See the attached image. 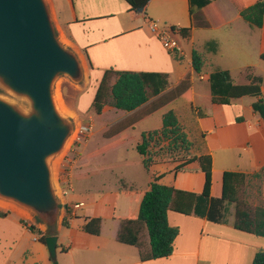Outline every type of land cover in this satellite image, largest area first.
Returning <instances> with one entry per match:
<instances>
[{"label": "crops", "instance_id": "1", "mask_svg": "<svg viewBox=\"0 0 264 264\" xmlns=\"http://www.w3.org/2000/svg\"><path fill=\"white\" fill-rule=\"evenodd\" d=\"M45 1L48 2L47 4L51 9L55 22L65 35L67 43L73 52H75L80 62L83 75L85 69L90 79L95 69L99 70L102 75L104 71L108 69L132 72H155L168 75L167 71L175 68L176 62L185 59L186 55L183 54V52L182 55L173 54L174 56L172 57L176 61L173 64L170 59L171 53L166 52L158 40L146 32L145 29H148L149 20L157 21L165 26L169 25V27L179 25L178 22H181L178 29L187 28L183 27L185 22L188 27L192 24L189 38L184 39L190 40L191 42L193 41V33L197 28H207L203 26L204 21L207 19L205 9L197 12L194 11L191 19L189 14V0H151L147 4L145 11L141 14L130 11L125 0ZM241 1L247 8L255 4L258 0ZM210 2L223 21V25L220 27L228 26L232 29L234 38H231L232 41L230 44L232 43L233 45L235 44L243 47L244 53H246V49L253 50L259 58L260 54L264 52V16L262 28L259 30L251 29L247 24L238 19L235 7L228 1L210 0ZM151 4L157 7V11L148 10ZM223 10L231 11L232 19L226 20ZM183 15L186 16V21L182 20ZM197 15L199 16L197 17ZM196 17L197 19L199 18L198 21ZM107 19H111V26L104 24V21ZM112 43H118V47L115 48ZM215 43L203 46V51L201 52L197 51L203 54L207 64H211L209 59L219 55V43ZM121 48L122 52L118 51ZM193 50L196 51L192 46L190 49L188 69L186 73L180 76V81L176 86L183 81L186 76H189L191 81L192 104L194 107H197L195 105L197 94L195 92L197 88L196 85L198 84V88L208 94V77L209 74L213 72H208L207 69L202 76L194 73L191 62V53ZM209 55L213 57L209 58ZM180 56H182V58H180ZM121 64L122 67H119ZM125 64L132 65V67H127ZM245 69L244 74L243 72L242 74H238L237 80L231 76L230 71L226 69L220 70L227 71L231 79L237 85L248 84L246 78L247 73L262 79L260 75H255L250 68ZM195 81L197 83H195ZM175 87H171L169 84L167 90L170 91ZM261 90L263 94V79ZM244 98L245 97L231 100L229 106L212 105L211 113H206V117L199 118L197 116V111H195L194 121L203 135L206 147L210 145L208 137L212 136L216 139L215 146L225 149L227 148V144H229V142L231 143L230 140H232L228 139V136L231 137L230 132L234 130L241 131L242 138H244L242 143L244 146L243 150L245 153H248L249 156L247 160L250 161V164L243 165L232 171L253 174L264 168V123L252 112L251 105L255 99L251 97L250 98L253 100L249 102L247 106L243 107L244 111L241 113L242 115L236 116L230 113L234 105L242 102ZM117 112L125 117L132 114L121 111ZM206 121H211V125L205 126L204 123ZM143 122L144 121L140 122L138 125ZM138 125H136V127ZM121 137L127 138L126 133L121 135ZM206 154H209L212 159V186L210 195L213 198H219L221 195L222 174L225 171H229V169L225 167L215 168L210 148H207ZM80 160L83 162V160L86 161L87 158ZM79 163V160H75L74 165L69 171V186L67 188L69 193H73V189L71 188L72 179L87 181L99 175L100 172L111 170L108 167H102L97 170H91L87 167L75 168L74 166ZM132 164V162H129L120 164V166L131 167L133 166ZM165 164L169 163L155 164L146 171H150L152 168ZM194 164L197 165L195 168L192 167ZM175 166L176 164H172L171 168L167 169V171L154 170L155 174L153 175V179L158 176H163L158 182L161 185L200 194L204 185V175L200 171L198 163L187 166L185 168L186 172L184 173H175ZM166 172L171 176V178H169L171 181L167 183V185L163 183ZM151 183L144 186L133 183L131 187L124 185L123 190L104 193L99 195L98 198L91 197L88 198V200L85 199L89 202L91 208H89L86 215L81 214V217L83 216V225L80 231L86 234V236H81L77 240L71 239L62 247V254L68 255L70 258L69 264H251L254 255L259 251H264V238L242 233L233 228L234 209L231 214L232 218L228 221H225L224 218L221 224L208 222L205 218L194 214L183 216L174 212H168V224L171 227L179 229V235L174 242L173 254L168 258L141 262L138 249L117 242L116 237L120 226V220L136 218L138 216L143 194L149 190ZM262 196L264 200V180L262 185ZM72 200L73 205H68L63 197L62 204L63 208L64 206L68 208V222L70 226V220L79 217L78 212L81 210V207H75L81 204L77 202L78 197L74 196ZM124 204L127 206L126 211L123 210ZM62 214L63 218L65 215V208L64 210L62 209ZM94 218L101 220L100 234L98 236H92L82 231L86 219ZM20 222L18 216L15 214L8 213L5 218L0 217V243L2 244V246H0V264H14V257L20 249L22 255L29 254V251L22 248V243L26 231L30 234L31 232L26 227L22 226ZM39 222L48 227L41 221ZM57 227L58 229L63 227L61 226V222ZM33 241L38 242L36 238H34ZM41 245L43 246V244ZM3 247H5L6 250L3 249ZM142 248L145 251L149 250L146 232H144L142 236ZM25 262L27 261L25 260ZM25 262L21 261L20 263L27 264Z\"/></svg>", "mask_w": 264, "mask_h": 264}, {"label": "trees", "instance_id": "2", "mask_svg": "<svg viewBox=\"0 0 264 264\" xmlns=\"http://www.w3.org/2000/svg\"><path fill=\"white\" fill-rule=\"evenodd\" d=\"M130 11L141 14L145 11L151 0H125ZM231 3L238 14V19L247 24L251 29H261L263 26L264 0H258L250 7H245L241 0H226ZM205 9L206 21L203 26H210V19L218 25H223L219 14L210 0H189V14L192 19L194 11ZM173 28V27H172ZM192 24L187 28L179 29V35L183 39L190 36ZM175 29V28H173ZM177 55V54H175ZM259 59L264 62V52ZM192 69L195 74L202 76L208 69V64L203 54L193 50L191 53ZM248 84L237 85L231 79L227 71L217 70L208 77L209 95L211 105L229 106L231 100L242 97H251L255 101L251 105L252 112L264 123V97L261 90L262 79L247 74ZM169 87L168 75L155 72H132L108 69L104 71L92 101V108L97 116L103 114V109L109 107L116 111L132 113L123 120L109 127L103 136L112 140L109 145L103 147L86 158L92 159L117 149L128 142L127 138L121 137L124 133L134 130L136 125L145 119L154 116L158 112L169 107L182 99L189 103L190 129L194 121L193 115L197 111L199 118L206 117V113L194 107L191 96L190 77L181 81L174 89L167 91ZM189 131V130H188ZM180 133L177 116L170 110L163 116L162 129L160 132L153 131L143 133L136 144V151L141 157V164L148 170L158 164L152 159L150 147L154 137H167L168 134L178 135L173 139L182 144L184 155L167 158V163L176 164L175 173L186 172V167L198 163L200 171L204 175L202 192H194L175 189L174 187L159 184L163 176L154 178L150 188L143 194L139 213L136 218L120 220V226L116 241L135 247L139 252L141 262L164 259L174 252V242L179 235V229L171 227L167 221V213L174 212L183 216L196 215L205 218L208 222L221 224L225 218L227 205H233L234 221L233 228L242 233L264 238V200L262 185L264 180V168L253 174H245L238 171H225L222 174L221 195L219 198L211 197L212 186V159L206 154V146L203 135L198 128L191 131V141ZM199 135V136H197ZM196 142V143H195ZM193 151V152H192ZM61 208V206H60ZM65 215L61 220V226L68 227L69 211L66 206ZM8 212L0 211V217L5 218ZM22 224V222H20ZM31 234L36 236L39 243L44 244L45 238L55 236L54 233H45L37 230L34 226H26ZM101 220L98 218L86 219L82 231L98 236L100 234ZM146 232L149 250L142 248V236ZM52 264H58L52 262ZM251 264H264V251L254 255Z\"/></svg>", "mask_w": 264, "mask_h": 264}, {"label": "rangeland", "instance_id": "3", "mask_svg": "<svg viewBox=\"0 0 264 264\" xmlns=\"http://www.w3.org/2000/svg\"><path fill=\"white\" fill-rule=\"evenodd\" d=\"M47 3L48 2L46 1V4ZM47 7L55 34L59 42L68 50L73 52L66 41L65 35L57 26L48 4ZM148 10L157 11V7L151 4ZM223 11L226 20L232 19L231 11ZM198 16L199 15H197V17ZM197 17L196 20L198 21L199 18L197 19ZM182 20L186 21L185 15L182 16ZM210 20L211 24L209 27L201 29L197 28L194 31L192 42L190 40H184L181 38V36L175 37L182 49L183 54L186 55V58L176 62L172 57L174 55L170 54V59L173 64L174 62L177 63L175 68L169 69L167 71L169 75L170 86L175 87L180 81V76L183 73H186L188 69V61L190 59V49L192 46L194 49H196V51L201 52L203 51V46H206L210 43L214 44L216 42L217 44L219 43V55L215 58L212 56L213 53L212 55H209V58H213L209 59L211 64L208 63V72L226 69L230 71L231 76L237 80V77L239 76L238 74H242V72L244 74L246 70L245 68H250L251 71L253 70L255 75H260L262 77L264 87V62H262L258 56H256L253 50L246 49V53H244L243 47L235 44L233 45L232 43L230 44L232 41L231 38H234V34L232 33V29H230V27H218L212 18ZM180 23L181 22H178L179 25H181ZM104 24L111 26V19L105 20ZM179 25H175L173 27L178 29L180 27ZM183 25V27H188L186 22ZM167 26L169 27V25ZM145 30L151 35L147 28ZM112 44L115 46V48L118 47V43ZM118 51L122 52V48ZM73 53L75 54V52ZM180 58H182V56H180ZM125 65L127 67H132V65ZM119 67H122V64ZM101 76L102 74L99 72V70L95 69L90 79L89 75L84 69V75L77 83L72 82L64 75H59L53 83V95L56 106L59 112L71 121L73 126V132L66 142L63 150L56 156L49 159L52 186L55 190L56 198L59 201L60 209L56 218V222L52 225H47L48 227H46L45 225L41 224L39 222L40 220H38V218L29 211L24 210L11 201L0 198V211L17 215L19 220L22 222V226L26 225L28 227V225H30L34 226L41 232L55 233L56 237L58 238L56 258V263L58 264H69L70 260L68 255L62 254V247L71 239L77 240L81 236H86V234L82 233L80 230L81 226L83 225V216L81 217V214L86 215L89 208H91L89 202L87 201L88 198H98L99 195L104 193L123 190L124 185L131 187L133 183H138L139 185L144 186L153 182V175L155 174L154 170L167 171V169L171 168L172 164L170 163L152 168L150 171H146V169L142 167V164H140V156L136 151V144L139 142L143 133L153 131L160 132L162 129V117L170 110H174L172 112L177 116L178 127L180 128V133L178 132V134H184L187 140L191 141L192 145H194V142L191 140L193 137V135H191V131L195 127L198 128L195 122H192L191 129L189 128L191 119L188 116V103L180 99L164 110L158 112L153 117L144 120L143 123L135 127L134 131H127L126 137L128 142L123 146L108 151L98 157L87 159L86 161L83 160V162H81L80 159H85L94 151L109 145L112 140L106 139L103 134L109 127L126 118L125 116H122L121 113L117 111L115 112L109 107L105 108V111L101 116H97L94 112L92 108V101L97 83L100 81ZM195 83L197 82L195 81ZM196 87L197 88L195 89V92L197 94L195 98V105L205 113L210 114L212 105L210 103L209 93L207 94L205 91H202L200 88H198V84ZM166 92H168V90ZM0 98L13 104L23 113L30 112V104L25 98H21L12 94L1 85ZM252 100L253 99L250 97H245L242 102L236 103L234 105L233 109L230 110V113L236 116L242 115L241 113L244 111L243 107L247 106ZM210 122L211 121H206L204 123L205 126L211 125ZM88 128L90 129L89 133ZM82 129L84 130L86 137H82L81 134H79ZM230 134L231 137H229L228 134L227 136L228 139H232L230 140L231 143L229 142L231 145L227 144V148L225 149L216 147V139H214L212 136L208 137V142L210 145L206 147V150L207 148H210V153L213 155L215 168L225 167L226 169H229V171H232L233 169H238V167H242L243 165L250 164V161L247 160L249 155L243 150L244 146L242 143L244 138H242V132L239 130H234L230 132ZM175 136L178 137V135ZM175 136L173 134H168V136L164 138L160 137L159 135L157 137L155 136V139L150 147L152 159L156 160L159 164H163L167 163V158L169 157L174 158L184 155L185 150L182 149V144L177 142V144L174 145V142L172 141L173 139H176ZM75 160H79L80 162L78 165L74 166L75 168L87 167L91 170H97L101 169L102 167H108L111 170L100 172L99 175L87 181H77L72 179L71 188L73 189V193H69L67 190L69 186V171L74 165ZM129 162H132L133 166H120V164ZM196 166V164L192 165L193 168ZM169 178H171V176H169L166 172L163 181L165 185L171 181ZM74 196L78 197L77 202L81 203L79 204V207H81V210L78 212L79 217L72 218L70 220V227H61L58 229L57 226L60 224L63 215L62 209L64 210L62 207L63 197L68 205H73L72 199ZM233 209V205H227L225 221H228L232 218L231 214ZM123 210H127L126 204L123 205ZM34 238H36V236L31 235L28 231H26L22 248H25L27 251H29V254L22 255L21 249L18 250V253L14 257V264H22L20 262H25V260L27 261L25 262L27 264H52L46 247L39 244V242H34ZM0 246H2L1 243ZM3 249L6 250L5 247H3Z\"/></svg>", "mask_w": 264, "mask_h": 264}, {"label": "water", "instance_id": "4", "mask_svg": "<svg viewBox=\"0 0 264 264\" xmlns=\"http://www.w3.org/2000/svg\"><path fill=\"white\" fill-rule=\"evenodd\" d=\"M59 75L79 82L77 56L58 40L45 0H0V85L25 98L23 113L0 98V198L52 225L59 201L52 186L49 159L59 154L73 132L71 121L55 103ZM51 262L57 237L43 244Z\"/></svg>", "mask_w": 264, "mask_h": 264}, {"label": "built area", "instance_id": "5", "mask_svg": "<svg viewBox=\"0 0 264 264\" xmlns=\"http://www.w3.org/2000/svg\"><path fill=\"white\" fill-rule=\"evenodd\" d=\"M148 30L152 36H154L158 42L161 44L162 48L171 54L182 55V49L175 39L176 36H179V29H173L172 27H168L160 24L157 21L149 20L148 21ZM88 128V133H89ZM79 134L82 137H86L84 130L82 129ZM78 208L79 206H75Z\"/></svg>", "mask_w": 264, "mask_h": 264}]
</instances>
